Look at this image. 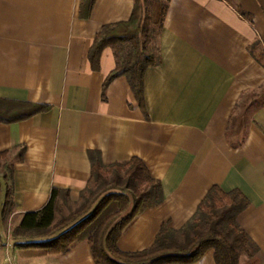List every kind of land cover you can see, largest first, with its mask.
Listing matches in <instances>:
<instances>
[{
  "label": "crops",
  "instance_id": "1",
  "mask_svg": "<svg viewBox=\"0 0 264 264\" xmlns=\"http://www.w3.org/2000/svg\"><path fill=\"white\" fill-rule=\"evenodd\" d=\"M135 5L97 0L84 19L81 0H0V99L47 108L0 122V153L13 170L0 176V264H96L88 241L53 254L17 247L52 237L13 239L54 189L81 202L90 151L105 166L139 158L162 184L163 202L124 230L122 252L149 249L165 225L183 229L219 186L249 202L238 223L258 250L241 264H264V106L247 109L264 94V0H171L148 49L157 64L145 72L143 104L126 77L104 90L113 48L98 69L89 57L102 28L131 22ZM8 190L14 210L5 219ZM194 264H216L214 251Z\"/></svg>",
  "mask_w": 264,
  "mask_h": 264
},
{
  "label": "trees",
  "instance_id": "2",
  "mask_svg": "<svg viewBox=\"0 0 264 264\" xmlns=\"http://www.w3.org/2000/svg\"><path fill=\"white\" fill-rule=\"evenodd\" d=\"M96 1L81 0L82 18L90 17ZM170 1L155 0L142 18V2L146 0H135L131 22L106 25L99 32L89 54L93 67L99 68L101 55L108 47L113 48L117 59V67L107 77L104 90L116 78L126 77L137 100L143 104L145 72L157 64L156 57L149 54L148 49L163 27ZM141 37H144L143 42ZM254 106H264V94L251 96L247 109ZM46 109L42 105L0 99V122L23 121ZM6 156L0 153V159ZM89 158L92 177L81 197L84 203L80 208L68 219L55 224L58 200L61 196L69 200V196L54 189L46 206L40 211L26 213L15 231L16 237L30 240L52 238L17 243V247L65 254L75 244L88 241L96 264H194L209 250L214 251L216 264H241L243 254L252 256L257 252L256 245L238 223V216L249 205L247 198L238 190L227 193L219 186L210 189L195 217L183 229L176 231L165 225L149 249L122 252L118 242L124 230L138 215L163 202L162 184L152 177L139 158L111 166L102 163L98 151H90ZM10 172L12 174L13 170ZM92 183L98 185L99 191L91 190ZM1 191L0 181V194ZM87 192L90 197L85 199ZM13 210L14 201L8 190L3 217L6 219ZM56 232L61 233L56 235Z\"/></svg>",
  "mask_w": 264,
  "mask_h": 264
},
{
  "label": "rangeland",
  "instance_id": "3",
  "mask_svg": "<svg viewBox=\"0 0 264 264\" xmlns=\"http://www.w3.org/2000/svg\"><path fill=\"white\" fill-rule=\"evenodd\" d=\"M154 1L155 0H146V3L145 2L144 3L142 2V5H143V8H142V14H143L142 15V18L145 17L144 14H145V12H147L146 9L151 8L150 7L151 6V3L154 2ZM143 41H144V37H141V42H143ZM249 103H250V101H249ZM9 168L10 167H9L8 161L5 160V159H0V176L6 175L7 177H9L10 176V169ZM91 190L93 192L99 191L98 185H96L95 183H92L91 184ZM89 197H90V192H87L85 199H87ZM82 203H84V202H80L77 205H73L67 199H65L63 196H61L59 198L58 203H57L56 224H59L64 219H68L73 213H75V211H77L80 208V206H81ZM60 233L61 232H56V235H58ZM30 237L37 238L38 236L31 235ZM14 238L17 241H27V240H30L31 239V238L28 239L26 237H16V236H13V239Z\"/></svg>",
  "mask_w": 264,
  "mask_h": 264
}]
</instances>
